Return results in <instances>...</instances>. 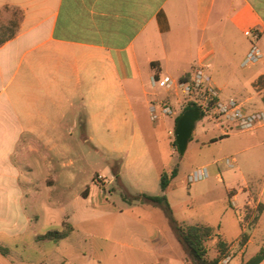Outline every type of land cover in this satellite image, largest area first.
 Returning a JSON list of instances; mask_svg holds the SVG:
<instances>
[{
	"label": "crops",
	"instance_id": "crops-1",
	"mask_svg": "<svg viewBox=\"0 0 264 264\" xmlns=\"http://www.w3.org/2000/svg\"><path fill=\"white\" fill-rule=\"evenodd\" d=\"M252 29L260 32L262 58L245 67L259 64V70L245 83H212L218 92L228 87L237 93L247 84L239 94L245 98L236 101L246 111L264 113V0H0V264H15L11 247L32 224L27 204L35 200L27 202V195L36 189L33 161L46 169L44 187H53L50 164L67 157L70 166L74 129H106L126 107L147 109L145 76L187 78L201 65L210 71L217 50L225 61L237 52L245 55L244 33ZM160 92L153 94L156 101ZM212 128L215 133L197 143L200 149L232 133L264 144V125L232 133ZM232 155L223 158L229 168L236 163ZM226 193L237 208L253 194L262 204L255 225L264 224V185L232 178ZM157 234L151 252L163 262L156 263L175 264L162 257L169 246Z\"/></svg>",
	"mask_w": 264,
	"mask_h": 264
},
{
	"label": "rangeland",
	"instance_id": "rangeland-1",
	"mask_svg": "<svg viewBox=\"0 0 264 264\" xmlns=\"http://www.w3.org/2000/svg\"><path fill=\"white\" fill-rule=\"evenodd\" d=\"M214 44L218 47L217 41ZM243 57L237 52L225 61L224 54L217 50L211 61L212 69H206V73L216 86L232 80L245 83L244 77L255 74L259 64L241 68L239 63ZM163 76L168 75L162 72L160 77ZM143 85L149 94L147 109L135 104L124 108L117 116L119 122L110 123L106 129L88 125L86 129L73 130L74 141L70 144L75 154L70 156V166L67 157L50 164L53 187H44L46 169L41 167L42 163L33 161L31 180L36 189L27 195V202L31 196L35 200L27 204L33 220L27 233L18 238L17 248L11 247L15 264L162 263L151 252L150 239L157 233L169 246L162 257L175 264H189L161 208L132 198L141 194L160 195L159 175L169 173L173 167L177 168V174L165 192L171 216L181 224L206 225L229 243L228 256L218 264H242L264 249V224L255 225L261 202H256L250 194L253 199L237 208L229 200L231 195H225L227 182L232 178L254 179L264 185L263 139L251 143L243 139V134L232 133L224 142L200 149L197 143L215 133L212 122L202 115L195 123L184 154L179 156L172 143L173 128L174 119L183 107L173 98L169 105L174 115H160L153 94L161 91L160 99L166 102V92L152 87L147 76L143 78ZM247 86L240 87L241 94ZM134 91L139 92L140 88L135 87ZM237 92L221 87L218 94L222 101L245 98ZM178 98L183 102L181 96ZM81 135L87 138L84 142ZM258 142L259 145H254ZM230 154L236 160L232 168L223 160ZM62 163L67 165L63 169ZM203 166L208 177L187 183L188 173ZM216 174L222 182L216 180ZM48 231L68 233L57 241L39 239ZM242 234L246 236L243 244ZM249 237L251 241L247 243ZM214 244V239L206 243L210 259L215 256Z\"/></svg>",
	"mask_w": 264,
	"mask_h": 264
},
{
	"label": "built area",
	"instance_id": "built-area-1",
	"mask_svg": "<svg viewBox=\"0 0 264 264\" xmlns=\"http://www.w3.org/2000/svg\"><path fill=\"white\" fill-rule=\"evenodd\" d=\"M244 34L248 37L249 48L241 61L243 67L257 63L262 58V53L257 45L260 32L257 29H252ZM206 69V65L198 66L187 78L152 77L151 85L164 90L167 94L166 102L158 101L159 114L163 116L174 115L169 103L175 98L176 104L181 107L187 103L196 105L200 115L206 116L212 124L217 125L224 133L250 131L264 125V113L262 111H246L241 103L234 99L220 100L218 89L212 83ZM179 96L182 97L183 102L178 98ZM153 110V108L150 109L151 113ZM152 117L154 116L152 115ZM226 163L231 166L228 160ZM207 177L206 167H198L188 173L186 181L187 183H194Z\"/></svg>",
	"mask_w": 264,
	"mask_h": 264
},
{
	"label": "trees",
	"instance_id": "trees-1",
	"mask_svg": "<svg viewBox=\"0 0 264 264\" xmlns=\"http://www.w3.org/2000/svg\"><path fill=\"white\" fill-rule=\"evenodd\" d=\"M197 108L193 103H187L183 109H193ZM181 112V113H182ZM180 113V114H181ZM202 114L200 115L201 118ZM178 116L174 119V122L177 120ZM175 146L174 141L172 142ZM176 147V146H175ZM177 174V168L173 167L169 173L161 172L159 175V185L161 194L158 196H148L141 194L137 197H132L135 200H140L142 202H147L153 206H158L164 212L167 217L170 228L175 236V239L182 251L184 252L186 258L188 259L189 264H218L221 259H224L228 256L229 243L225 241L220 235L215 234L212 228L206 225H186L176 222L172 216L170 207L167 203L165 192L169 187V182ZM65 226V225H64ZM70 229V227H68ZM67 231L58 232V231H48L45 234L39 236L41 240H50L57 241L61 238H64L67 235ZM215 240L214 249L215 256L210 259L208 257V248L206 243L209 240ZM246 240L244 234L241 235L240 242L243 244ZM264 259V249H259L254 255L248 258L242 264H260ZM158 264V263H154Z\"/></svg>",
	"mask_w": 264,
	"mask_h": 264
},
{
	"label": "water",
	"instance_id": "water-1",
	"mask_svg": "<svg viewBox=\"0 0 264 264\" xmlns=\"http://www.w3.org/2000/svg\"><path fill=\"white\" fill-rule=\"evenodd\" d=\"M200 119V112L197 108L184 110L174 123L173 137L179 156L186 150L188 141L191 138L195 123Z\"/></svg>",
	"mask_w": 264,
	"mask_h": 264
}]
</instances>
